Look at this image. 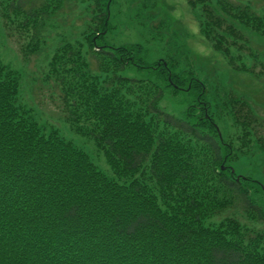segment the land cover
Returning <instances> with one entry per match:
<instances>
[{
	"label": "trees",
	"instance_id": "obj_1",
	"mask_svg": "<svg viewBox=\"0 0 264 264\" xmlns=\"http://www.w3.org/2000/svg\"><path fill=\"white\" fill-rule=\"evenodd\" d=\"M112 1L0 0V17L26 39V60L48 28L58 38L41 82L0 59V264H264V210L252 180L228 165L240 138L219 129L224 112L241 137L263 144L264 115L239 76L264 89V14L243 0H187L213 51L206 84L174 72L172 54L150 64L140 43L104 39ZM44 85L109 173L39 121ZM179 90L193 97L183 117L159 105Z\"/></svg>",
	"mask_w": 264,
	"mask_h": 264
},
{
	"label": "rangeland",
	"instance_id": "obj_2",
	"mask_svg": "<svg viewBox=\"0 0 264 264\" xmlns=\"http://www.w3.org/2000/svg\"><path fill=\"white\" fill-rule=\"evenodd\" d=\"M243 1L249 2L256 12L264 14V0ZM147 8L156 10L155 12L152 11L154 16H149L145 10ZM194 14L187 0H113L110 3V25L112 28L105 32L104 39L106 38L113 45L140 43L142 55L146 63L150 64L157 60H164L165 56L172 54L179 59L177 67L173 68L174 72L192 70L189 77L204 79L207 84L209 75L212 76L217 71L210 67L208 61L213 51L202 37L197 18L199 13ZM159 17L164 18L165 22L160 23L162 19ZM146 21H149L150 24ZM80 22V20L77 21L78 24ZM19 30L16 22L6 23L0 17V59L4 64L9 65L13 71H18L23 79L28 81L31 80V77H35L37 81L41 82L40 77L46 68V53L52 52V48L58 43L57 29L55 26L48 28V32L45 33L46 38L40 44V53L29 54L27 60L23 57L21 50L26 39L21 38ZM59 31H62V28ZM254 45L256 43H253V47ZM187 74L185 73V76ZM222 74L229 79L227 70H224ZM239 79L243 82L240 85L241 89L246 91L247 96L251 99L252 103H249L251 107L259 115H264V89H261L260 83L249 75H240ZM185 87L179 88L187 89ZM55 92L52 94V88L44 85L36 93L34 97L36 108L34 109L40 118L39 121L49 128L59 129L65 137L73 139L75 143L81 145L91 154V158L100 169L109 173V168L102 154L96 151L94 144L76 137L70 132L60 110L57 91L55 90ZM22 100L24 101L23 95ZM192 100L193 97L188 91L179 90L175 94L166 93L159 105L164 110L183 117L189 102ZM222 119L225 121L219 128L222 135L224 137L232 136L235 133V137L240 138L239 142L236 141L235 146L240 149L236 156L237 160L235 163L229 162L228 165L230 164L232 167L231 170L238 169L241 177L252 180L253 187L257 189L252 194L253 200L264 210V139L262 140L263 144H255L252 140L248 141L249 139L241 137L242 134L239 129L235 131L236 127L232 125L224 112ZM216 129L218 135H221L219 129ZM256 131L261 138L264 137V123L259 125ZM239 216L248 223L242 212Z\"/></svg>",
	"mask_w": 264,
	"mask_h": 264
},
{
	"label": "water",
	"instance_id": "obj_3",
	"mask_svg": "<svg viewBox=\"0 0 264 264\" xmlns=\"http://www.w3.org/2000/svg\"><path fill=\"white\" fill-rule=\"evenodd\" d=\"M219 136H220V134H219Z\"/></svg>",
	"mask_w": 264,
	"mask_h": 264
}]
</instances>
